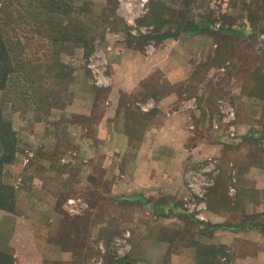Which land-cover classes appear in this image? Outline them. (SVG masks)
Instances as JSON below:
<instances>
[{"label":"crops","instance_id":"0c3cea01","mask_svg":"<svg viewBox=\"0 0 264 264\" xmlns=\"http://www.w3.org/2000/svg\"><path fill=\"white\" fill-rule=\"evenodd\" d=\"M170 55L165 46L144 55L125 50L105 52L109 75L97 81L78 79L61 109L51 108L56 123L62 116L72 120L71 132V127H51L34 116L32 126L26 128L31 136L38 132L34 153L27 148L23 155L16 149L12 162L0 171V182L13 190V209H0V253L12 256L15 264H45L52 254H56L52 259L56 264L63 257L48 238L55 219L34 211L56 203V195L45 191L42 180L35 183L26 169L29 159L37 155L61 166L63 181L97 192L92 204L91 195L89 200L83 198L86 202L66 198L59 214L64 217L88 208L92 211L90 224L102 230L114 212L125 208L126 216L119 219L125 223L120 222L119 233L137 238L138 255L148 258L150 264H264V163L253 160L250 145L264 139V122L254 127V113L238 106L263 108L264 99L245 93V75L240 76L233 67L224 82L234 102L223 110L226 116L221 121L212 119L203 132L196 115L198 105L202 108L203 91L188 97L185 90L181 92L187 69L168 71L165 61ZM216 69L223 71L222 67ZM158 70L173 88L162 97L147 96L144 104L132 99L139 113V122L134 124L129 108L134 104L130 106L128 99L138 97ZM205 75L208 80L209 74ZM91 91L104 92L96 116ZM24 114L20 116L26 117ZM258 150L264 151L261 146ZM232 152L242 153V159L233 158L228 164L232 187L230 196L225 197L219 188L222 160H230ZM193 171L204 176L216 174L218 181L212 189L209 182L200 185L198 196L187 182ZM239 178L246 184H240ZM204 187H209L208 192ZM212 198H220L224 205ZM35 214L36 221H32ZM178 236L190 237L193 242L187 247L188 242Z\"/></svg>","mask_w":264,"mask_h":264},{"label":"rangeland","instance_id":"374dc122","mask_svg":"<svg viewBox=\"0 0 264 264\" xmlns=\"http://www.w3.org/2000/svg\"><path fill=\"white\" fill-rule=\"evenodd\" d=\"M22 1L12 0L14 8H9L10 12L7 15L0 12V23L6 21L12 15V22L4 28L5 33L8 36H12L13 41L16 39L22 41L21 47L24 49L20 54L21 57L30 60L40 59V62H42L41 48H44V41L40 35L36 34L37 29L35 26H25L22 17L23 9L21 3H19ZM150 1L75 0V7L85 4L89 9L88 12L90 14L86 17L89 27H87L88 31L86 30V32L91 35L90 37L94 41V49L87 56L84 55L80 47L69 48L65 54L62 53L61 61L70 66L71 74L67 81L62 82V85L56 86L60 92V100L50 106L45 104L35 106L31 103L32 99L23 98L21 95L23 88L16 91L14 87L8 86L6 91L0 92V106L3 109V117L6 121L8 120L9 123L13 124L17 140L16 149L20 153L25 155L24 151L27 148L32 154L34 153L35 145L33 140H35L34 136L38 132L35 130L34 136H31V133L26 130L28 126H32L30 124L34 121V116L38 119H43L46 121V125L51 127L59 124L65 128L71 127L72 120L62 116L58 124L55 122L56 118L50 115V112L52 109L55 111L61 109L68 100L66 96L69 90L77 83L78 79L97 81V78L101 79L102 76L106 77L109 75L108 71L105 70L106 64L103 57L105 52L125 50L144 55L159 51L164 46L166 50H170L171 55L165 61L168 71L170 70L171 72V70L178 67L182 70L187 69V79L181 83V92L185 90L186 97H188L190 95L193 96L194 93L200 94L203 91L202 99L204 101L200 98L202 100L200 102L202 103V108L198 105L199 112L196 113L199 117L198 126L203 132L209 127L212 119H215V122L221 121V118L226 116V111L223 110H228L230 105L232 106L231 102L233 99L225 88L226 83L224 80L226 74L231 72L233 67L237 68L236 70L241 74L240 76L245 75L246 79L243 85L246 88L245 93L251 95L263 94V97L258 96L264 99V37L260 34L264 33V0H160L164 2L167 10L165 11V9L156 6L155 14L146 20V24L138 25V20L150 12ZM176 10H181L183 14L196 18V21L204 22L206 26L204 33L197 36L182 33L176 39L169 37L159 43L154 39L140 38L148 36L161 38L164 34H169L167 32H174V28L179 21L175 14ZM53 19L58 22L64 20L58 14ZM152 21L164 24L155 34H153V26H150ZM30 22L32 24V21ZM211 30L216 32L213 33ZM128 34L137 37V40L130 39ZM28 39L30 42H28ZM130 41L132 42L131 44L128 43ZM219 67H222L223 71H217L216 68ZM98 69H101L100 72H97ZM205 73L209 74L208 80H206L207 75ZM36 74H39V71ZM185 83L187 89H184ZM41 84H45V86L50 88L52 81H43ZM175 86L177 87V85ZM172 88V84L170 85L166 81L162 71L158 70L155 72L151 80L140 91L139 96L128 99L130 106L132 103L134 104L133 108L129 107L131 109L130 112L133 114L134 124L139 122L137 120L139 113L137 109L135 110V108H138L135 104L136 101L144 104L147 101V96L162 97ZM91 93L95 101L94 110L96 114L94 116H96L99 114L100 101L104 99V92L91 91ZM16 95L21 96L16 98ZM204 96H207L206 100ZM192 104L194 105V102ZM238 106L239 108L242 106L250 108L251 112L254 113L252 116L254 127L258 128L261 122H264V107L261 108L255 105L247 107L242 104ZM20 111L24 112L26 117H21ZM250 145L253 153H255L253 154V160L257 163H264V151L260 153L258 150V146H261V149L264 150V139L253 140ZM232 153L231 161L226 158V160H222L224 173L220 177L219 188L224 190L223 195L225 197L230 196L228 194L232 187L231 181L230 183L228 181V173H230L228 164L232 162L233 158L239 161L242 159V153ZM204 163L205 161H201L200 165L203 164L204 166ZM215 167H217V164ZM26 169L32 172V178L35 183H38L37 180H42L45 185V191L56 195V203L51 205V207L43 205V208L46 207L44 211L38 208L34 210L39 212L41 216L45 212L52 219H55L50 224L53 227H50L48 238L50 243L57 246L60 250L59 255L62 254L63 256L56 264L151 263L148 258L138 255L141 252H139L140 244L137 238H128L119 233L118 228L121 222L119 219L122 214L125 215L127 213L125 208H119L117 213L114 212L108 226L102 230L94 226L92 222L90 224L89 216L92 211L90 212L88 208H85L80 213H66L63 217V213L59 214L57 211L60 210L59 207L66 198H79L82 199V202H86L83 198L87 199V196L91 195L92 204V200L97 197V192L83 190L74 181H63L60 178L61 166L49 160L44 161L37 155H33L29 159ZM47 171H50L51 174ZM204 174L199 171L197 178L211 183L212 185L208 188L212 189L215 186V182L218 181L216 180L217 175L207 176L206 174L204 176ZM242 181L246 184L244 178L243 180L239 178L240 184ZM208 188H206L207 192ZM252 198L255 197L252 196ZM212 200L215 203H219L218 205H224V202L223 204L221 203L222 200L220 198H212ZM37 216L38 214H35L34 218L32 217V221H36ZM121 223H125L124 219ZM186 238L187 236H178V239L182 240V242ZM189 241L193 242L192 238L189 237L186 240L188 242L187 247L190 246L191 242ZM54 253L58 254V252ZM54 257H56V254L49 255L45 260V264H53L52 259Z\"/></svg>","mask_w":264,"mask_h":264},{"label":"trees","instance_id":"16d2710c","mask_svg":"<svg viewBox=\"0 0 264 264\" xmlns=\"http://www.w3.org/2000/svg\"><path fill=\"white\" fill-rule=\"evenodd\" d=\"M74 2L75 0H23L19 2L23 9L22 17L25 26H35L37 29L36 34L40 35L44 41V48H41L43 63L40 62V59L30 60L21 57L20 54L24 49L21 47L22 41L20 39L13 41L12 36H8L4 30L12 22V15L6 21L1 20L0 92L6 91L8 86L14 87L16 91L23 88L21 95L23 98L32 99L31 103L35 106L43 104L50 106L60 100V92L56 86L67 81L71 74L70 66L61 61L62 53L65 54L69 48L80 47L84 55L87 56L94 49V41L90 37L91 35L86 32V30L88 31L87 27H89L88 22H86V17L90 14L89 9L85 4L75 7ZM156 6L165 9V11L167 10L164 2L151 0L149 3L150 12L139 19L137 24L142 25L147 19L151 18L155 14ZM9 8H14L12 0L0 1V12L7 15L10 12ZM56 14L63 17L64 20L61 22L54 20ZM175 14L179 21L174 28V32H167L169 34H164L161 38L158 36L140 38L154 39L159 43L169 37L176 39L182 33L191 36L204 33V29H206L204 22L196 21V18L183 14L181 10H176ZM30 21H32V24ZM151 23L150 26L154 28L153 34L157 33L164 25L155 21ZM260 34L264 37V33ZM128 37L137 40V37L130 34H128ZM28 42H30L29 39ZM128 43L131 44L132 42ZM38 71L39 74H36ZM43 81H52V86L48 88L45 84H41ZM258 95L263 97V94ZM20 96L16 95V98H20ZM16 141V133L11 124L4 119L3 109L0 106V171L4 165L12 162L16 152ZM0 209L7 211L13 209V190L1 182ZM0 264H15V262L12 256L0 253Z\"/></svg>","mask_w":264,"mask_h":264},{"label":"built area","instance_id":"2783aa9c","mask_svg":"<svg viewBox=\"0 0 264 264\" xmlns=\"http://www.w3.org/2000/svg\"><path fill=\"white\" fill-rule=\"evenodd\" d=\"M198 174H199V171H193L192 173L188 174L187 175V182H188L189 187L194 190V193H196V195L199 194L198 196H201V194L199 192V186L205 185V181L199 180L197 178ZM123 242H125V241H123ZM137 264H143V263H137Z\"/></svg>","mask_w":264,"mask_h":264}]
</instances>
